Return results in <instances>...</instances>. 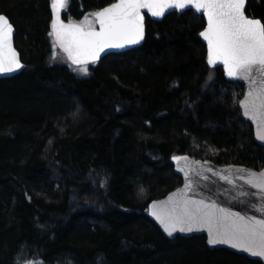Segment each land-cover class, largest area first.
Instances as JSON below:
<instances>
[{"label":"trees","instance_id":"obj_1","mask_svg":"<svg viewBox=\"0 0 264 264\" xmlns=\"http://www.w3.org/2000/svg\"><path fill=\"white\" fill-rule=\"evenodd\" d=\"M114 1L70 0L63 17ZM51 4L0 0L27 65L0 79V264H262L209 249L205 235L168 239L149 218L182 186L174 156L264 168L245 85L207 62L204 17H147L141 47L80 77L54 55ZM246 13L264 22V0Z\"/></svg>","mask_w":264,"mask_h":264},{"label":"snow or ice","instance_id":"obj_2","mask_svg":"<svg viewBox=\"0 0 264 264\" xmlns=\"http://www.w3.org/2000/svg\"><path fill=\"white\" fill-rule=\"evenodd\" d=\"M67 0H52L54 19L51 22L54 46L67 54L79 71L87 74L89 63H96L100 54L109 48H124L144 39L145 26L142 9L152 16H164L167 9L193 7L207 16V27L200 36L207 41V62H222L229 77L248 79L255 86L243 102L244 115L264 126V22L246 15V0H118L96 11L94 20L83 23L65 21L60 10ZM99 25V30L94 26ZM14 26L0 14V73H10L23 67L19 53L13 46ZM264 140V131L259 133ZM179 162L186 157H174ZM184 171V169H181ZM187 175V173H186ZM226 179V177H225ZM247 182L264 190V174L251 173ZM191 190V184H186ZM173 202L171 211L163 214L152 205V215L160 220L171 236L177 229L191 232L198 225L208 224L209 243L229 244L254 255L264 256V220L231 214L203 200H192L183 194ZM172 198H170L171 200ZM217 213L222 215L218 216ZM223 223V230H213V220ZM33 264V262H29Z\"/></svg>","mask_w":264,"mask_h":264},{"label":"water","instance_id":"obj_3","mask_svg":"<svg viewBox=\"0 0 264 264\" xmlns=\"http://www.w3.org/2000/svg\"><path fill=\"white\" fill-rule=\"evenodd\" d=\"M116 2H118V0L114 1L113 3ZM247 7H248V0H246V10ZM189 10L195 11L199 15H202L204 17L206 23L204 28L205 30L207 27V16L203 12L196 11L191 6H189V8L186 9H167L164 16L161 17L152 16L147 9H142V12L144 14V26H145L144 39L141 40L138 44L127 45L124 48L105 49V51L100 54V59L96 63H99L103 58L109 55L119 54L134 48L141 47L146 37L147 17H149L151 20L154 21H162L169 14L172 13L183 14ZM63 13H64V8L60 10L61 18L65 21V23H69V21L64 19ZM53 19H54V13L52 10V20ZM96 29L99 30L98 24L96 25ZM15 35H16V28L14 27L12 40H13V46L16 48ZM200 37L207 49V41H205L202 36ZM16 50L19 53V59L23 67L17 69L14 72L0 73V79H9L16 77L26 69L27 65L22 60L19 50L17 48ZM90 64H95V63H89L88 65ZM209 66L211 68H223L225 73V78L229 82H240L245 85L246 90L244 97L240 102V108L242 110L244 119L253 128L256 142L264 147V140L259 138V133L261 131H264V126L258 125L256 120H253L249 116L244 115L245 110L243 107V102L248 97V93L250 89H252L255 86L248 79H243L240 77H229L222 62L218 61L215 65L209 64ZM174 157H186L187 159L186 160L181 159L179 162H177L174 159ZM174 157L172 158L171 162L174 165L176 174L182 179V186L169 193L166 197L159 200H154L149 204V218L157 225V227L160 229L162 234L166 238L171 240L175 239L177 236L189 238L197 235H205L207 237V246L211 250L226 249L236 254L244 255L252 260L260 261L262 264H264V256L254 255L253 253L245 249L235 248L229 244L209 243V240L211 239V235L209 232L208 224L198 225L191 232L188 231L181 232L179 231V229H177L170 236L165 231L164 226L163 224H161L160 220H158L155 216L152 215V205L154 203L158 205V211H160L163 214L164 212L171 211L173 207V202L178 201L181 198L180 194H183L184 196L192 200H203L206 204L215 205L217 209H224L226 210V212L231 214L238 213L240 216H243L245 218L255 217L257 220H264V190L256 188L247 182L248 177L251 173H255L257 175L264 174V168L262 170H255L247 166L234 165V164L222 166L212 162L211 160H196L186 154L177 155ZM181 169H184V171H181ZM189 183L191 184V190H188L185 187L186 184ZM170 198L172 199L170 200ZM217 215L220 216L222 214L217 213ZM211 226L214 231L217 229L223 230V223L222 222L217 223L215 219L212 221Z\"/></svg>","mask_w":264,"mask_h":264},{"label":"rangeland","instance_id":"obj_4","mask_svg":"<svg viewBox=\"0 0 264 264\" xmlns=\"http://www.w3.org/2000/svg\"><path fill=\"white\" fill-rule=\"evenodd\" d=\"M52 1V0H51ZM69 1L70 0H67V5L66 7L64 8V11L66 10L68 4H69ZM94 13L92 14H89V15H86L83 19H81L80 21H78L77 23H83L85 21V18H87L89 21H93L94 20V16H93ZM97 24H95L94 26L96 27ZM58 46H54V55L56 57V60L58 62H63L64 64H67L69 66V68L78 76L80 77H88L89 74L91 73V70H90V67L89 65H87L88 67V72L87 74L85 73H82L80 72L78 69L80 66H75L73 64H71L69 62V60L67 59L66 55L64 54L63 51H61L59 48H57Z\"/></svg>","mask_w":264,"mask_h":264}]
</instances>
